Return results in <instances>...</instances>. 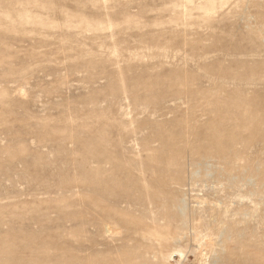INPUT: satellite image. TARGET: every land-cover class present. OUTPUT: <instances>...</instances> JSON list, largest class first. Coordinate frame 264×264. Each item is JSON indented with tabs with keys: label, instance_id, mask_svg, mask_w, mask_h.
<instances>
[{
	"label": "rangeland",
	"instance_id": "rangeland-1",
	"mask_svg": "<svg viewBox=\"0 0 264 264\" xmlns=\"http://www.w3.org/2000/svg\"><path fill=\"white\" fill-rule=\"evenodd\" d=\"M205 262L264 264V0H0V264Z\"/></svg>",
	"mask_w": 264,
	"mask_h": 264
},
{
	"label": "bare ground",
	"instance_id": "bare-ground-1",
	"mask_svg": "<svg viewBox=\"0 0 264 264\" xmlns=\"http://www.w3.org/2000/svg\"><path fill=\"white\" fill-rule=\"evenodd\" d=\"M199 170H195L194 171V173L196 174V175H198L199 174V172H198ZM182 208V207H181ZM183 211V209H181V212ZM186 227H187V225H185ZM182 234V235H181ZM183 234H184V231H183V228L182 229H180V233H175L174 235H173V238H172V244H171V246L172 247H175V248H178V249H180V250H182V251H184V249L182 248V243H183V241H184V236H183ZM204 264H209L208 262H205Z\"/></svg>",
	"mask_w": 264,
	"mask_h": 264
}]
</instances>
